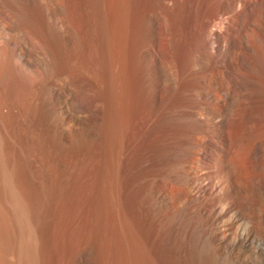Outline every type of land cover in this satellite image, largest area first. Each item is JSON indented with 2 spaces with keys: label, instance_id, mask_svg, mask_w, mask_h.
Wrapping results in <instances>:
<instances>
[{
  "label": "bare ground",
  "instance_id": "obj_1",
  "mask_svg": "<svg viewBox=\"0 0 264 264\" xmlns=\"http://www.w3.org/2000/svg\"><path fill=\"white\" fill-rule=\"evenodd\" d=\"M42 3L0 0L10 32L1 34L0 72L9 73L15 51L31 70L30 102L5 124L29 155L30 199L14 184L22 221L45 242L61 227L60 201L80 207L83 220L73 222L82 245L63 249L56 264H194L203 237L221 242L229 211L253 207L260 225L264 0H112L109 11L108 0H89L79 7L81 28L58 4L63 34ZM56 79L100 128L92 171H80V182L51 171L61 166L55 154L65 135L44 114ZM30 136L36 149L25 145ZM38 162L48 168L37 170ZM83 189L85 197L70 195ZM253 190L263 200L242 207V193ZM249 250L254 262L246 264L261 261L262 250Z\"/></svg>",
  "mask_w": 264,
  "mask_h": 264
},
{
  "label": "rangeland",
  "instance_id": "obj_2",
  "mask_svg": "<svg viewBox=\"0 0 264 264\" xmlns=\"http://www.w3.org/2000/svg\"><path fill=\"white\" fill-rule=\"evenodd\" d=\"M42 2V4H45L55 28L62 34L64 33L63 31L66 30V22L61 12H59L57 5L61 4L67 9V12L72 13L69 14V16H71L75 25L77 24V28H81L82 25L80 24L83 23V18L81 16V12L79 14V7L81 6L80 4H89V0H42ZM108 2L109 4L106 6L107 10L110 9V2H112V0H108ZM7 21L8 18L5 16L3 9L0 10V39H2V35L4 36L9 32V30L5 28V23ZM16 31H12L11 34L14 38H16L15 40L18 41V39L20 40L21 38L19 32ZM29 47L34 50L31 44H29ZM12 61L10 64L11 68H9V73L11 74H2L0 72V264H35L36 261L37 264H56V262L62 263L63 257H60L62 256L63 249L76 251V249L78 250V248L82 245L81 233H79V227L77 228V226H79L77 221L79 222L80 220L81 211L79 209L80 207H76V209L70 208V206L64 204V201H60L61 211L59 210L58 218H60L59 224H61V227L47 232V242L37 240L34 237L33 228L22 221L23 218L20 216L21 208L17 200L18 197H21L22 195L20 196L16 191L17 189L14 184L16 181L21 182L23 185L21 193L27 196H24L25 198L30 199L29 192L25 186L27 185L26 173L28 168L24 163L29 155L27 152H22L21 148H24L25 151V147L23 145L21 148L18 146L19 144H17V140L13 136L11 137L8 125L5 124H9V122L6 121L11 118L14 120V118L16 119L20 116L18 106L30 102L32 97V93L30 91L32 90V87L27 75L29 76L31 70L29 67L25 66V63L22 62L17 51L13 52ZM1 65L2 63L0 61V66ZM7 74H9V77ZM3 77L5 78L3 79ZM55 86L58 89V94L55 95L53 100H51V104L53 105H49L45 109L46 111L44 114L48 115V113H52L54 121L56 123L59 122L62 131L65 134V139L63 138V140L59 143V148L56 151L57 154H55L57 157L56 159L61 166L58 168H51V171L53 172L52 174H54L53 176L59 177L62 174L63 176H69L74 180V182H80V171H92L90 169H92L94 162L91 164V161H93V158L95 159L96 152L101 145V135L99 132L100 128L91 115L80 112L77 106L75 107V98H71V96L64 92L63 89H60L61 80L56 79ZM7 87L10 91L9 89H6ZM198 91L199 89L196 88L194 91L195 96H199ZM73 100H75V102ZM195 111L196 114H198V111ZM6 118L8 119L6 120ZM30 138L31 139L29 140L27 139L28 142L26 141V147L29 146V150L31 147V149H36L38 145L31 136ZM30 142L32 143L31 145ZM43 154L46 155L45 152H40V157L45 159ZM38 164L41 165L42 163L38 162ZM39 165L37 167H39ZM45 168L48 167L42 164L39 169H36L44 171L43 169ZM76 190L73 191L75 193H70V195L76 194V196L80 195L81 197L83 194L84 196L82 195V197H85V195L88 194V192H85L86 190L84 189V191L81 190L80 192ZM35 200L36 199H34V201ZM262 200V194L253 190L248 194L244 192L242 193L241 204L243 203L242 207H244L246 206V203L253 205L254 203ZM250 208L247 209L244 207V210L241 211V213H238L236 210L229 211L219 224V237L221 238L222 243H227V246L223 248L220 246L221 242L214 240L208 241L203 237L200 241L199 248L201 256L199 255L198 258H196V260H198L197 262L195 260L194 264H246L245 262L250 263L251 261V263H253L254 257L251 250H249L251 247L263 251L261 261H258L257 264H264V221L257 226L255 220L253 219L256 210L254 212V208ZM74 209L75 212H72ZM76 210L80 212H77ZM73 220H75L76 223L73 222ZM82 220L83 219L81 218L80 221ZM232 221L233 226L230 228L229 223ZM74 223L77 226H75ZM54 232H57L58 235ZM229 258H232L234 262H232Z\"/></svg>",
  "mask_w": 264,
  "mask_h": 264
}]
</instances>
